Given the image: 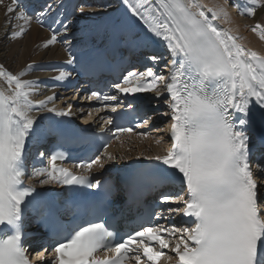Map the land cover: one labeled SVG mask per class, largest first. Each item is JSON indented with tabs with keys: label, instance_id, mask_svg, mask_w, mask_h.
I'll return each mask as SVG.
<instances>
[{
	"label": "snow or ice",
	"instance_id": "snow-or-ice-1",
	"mask_svg": "<svg viewBox=\"0 0 264 264\" xmlns=\"http://www.w3.org/2000/svg\"><path fill=\"white\" fill-rule=\"evenodd\" d=\"M251 3L242 14L254 15L259 5L257 0ZM0 5L6 20L30 24L35 19L43 24L50 19L52 34L46 46L62 39L68 48L67 67L54 77L58 82L71 79L74 71L112 70L110 57L120 46H163L167 57H144L157 67L163 63V69L129 71L111 87L118 96L137 101L139 93H154L168 109L163 115L171 120V148L165 155L137 157L122 165L133 167L147 159L154 165L151 170L135 169L119 178V184L99 179L104 173H92V166L105 169L106 163L118 159L105 150L103 158L79 161L76 166H84L86 173L75 174L57 165L56 160L65 157L55 149L88 142L96 134L63 119L74 116L73 106L57 109L55 92L33 101L34 86L41 82L22 79V73L0 64V77L9 89L0 93V264H33L25 247V221L48 234L51 243L44 250L50 248L54 255L46 264H124L130 254L136 264L142 258L156 264L170 242L172 264H264V181H258L251 167L250 147L251 133L264 129V57L246 50L219 26L221 16L228 15L223 7L213 11L200 0H117L115 5L97 0L98 11L89 12L92 4L81 0L69 13L64 0H9L7 5L0 0ZM8 24L11 27L12 20ZM78 30L84 38L76 36ZM257 30L264 39V26L252 28ZM24 31L8 35L21 36ZM92 98L105 107L117 100L98 91L90 93L88 99ZM127 106L135 110L130 102ZM34 110L41 114L34 116ZM131 131L117 128L107 139ZM50 139L55 141L51 163L35 168L32 175L42 186L60 185L55 195L24 184L30 147ZM37 155L43 161L46 152ZM257 170L264 172V164H257ZM176 182V191L158 192L156 204L138 212L131 231L119 235L116 205L120 219H125L124 207L139 208L146 188ZM117 191L120 195L114 199ZM175 217L184 221L182 226L177 227ZM161 220L168 223L160 224ZM97 251L110 254L99 259Z\"/></svg>",
	"mask_w": 264,
	"mask_h": 264
},
{
	"label": "bare ground",
	"instance_id": "bare-ground-1",
	"mask_svg": "<svg viewBox=\"0 0 264 264\" xmlns=\"http://www.w3.org/2000/svg\"><path fill=\"white\" fill-rule=\"evenodd\" d=\"M200 2L204 5L208 4L206 5L208 8H206L213 11H219L221 7H225V0H200ZM8 3L9 0H4V5ZM115 3H117V0H115ZM258 5L259 6L255 8L254 15H252L250 19H247L248 23L242 24V21L238 20L231 11L230 15H222L217 23L222 28L229 30L233 36L240 37L237 41H242V46L245 47V49L255 52L258 56L264 57V39L260 38L259 30L256 32L252 31V28L257 24L264 26V1L260 2ZM88 11L93 12L98 11V9ZM226 12L229 13V8ZM8 20H12L11 27H9ZM8 20H6L5 7L0 5V64H3L14 74L19 75L22 73V79L40 81L41 83L34 86V91L30 98L33 101L44 99L46 96L52 94V91H48L45 88L44 81L46 74L40 71L38 65L43 63L49 64L52 63V61L63 59L65 57L64 49L66 45L61 40L60 42L57 41L50 46H46V41L50 38V35L41 26L35 24L33 20L30 24L11 17H9ZM90 22L91 21H81L79 23ZM21 28L25 29L21 36L8 35V33L13 30L19 31ZM77 34H80L79 30L76 32V36ZM8 90V85L3 78L0 77V93L7 94ZM144 94L149 96L154 93L144 92ZM48 107H53V104L50 103ZM32 114L38 116L41 112L39 110H34ZM167 118L169 117H166V119ZM147 139V136H141L139 139L133 138L126 144L120 145L126 146L128 143L132 144L129 149L127 148L126 150H119L116 152L118 153L119 165L135 161L137 157L162 156L170 149V147L167 149V147L161 145L157 140L155 142L150 141L149 145L151 144V146H149L145 143ZM169 145H171V143ZM110 151L111 150H109V153H111ZM112 153L114 152L112 151ZM120 156L125 157V160L119 159ZM144 160L147 159H143L142 161ZM139 163H141V161L135 163V165Z\"/></svg>",
	"mask_w": 264,
	"mask_h": 264
},
{
	"label": "rangeland",
	"instance_id": "rangeland-1",
	"mask_svg": "<svg viewBox=\"0 0 264 264\" xmlns=\"http://www.w3.org/2000/svg\"><path fill=\"white\" fill-rule=\"evenodd\" d=\"M262 1H264V0H257V2L258 3H260V2H262ZM113 5H115L116 3H115V0H113V1H110ZM230 2V3H229ZM232 2H233V0H225V7H224V9L225 10H227L228 8H229V13H227L228 15H230V11L231 12H233L234 13V15L236 16V18H238V20H241L242 21V24H245V23H248V20L247 19H250V17L252 16V15H249V17H246V18H241L239 15H237L236 14V12H235V8L233 7V4H232ZM93 6L92 7H94V6H96V4L95 3H93L92 4ZM206 5H208V4H206ZM208 7V6H207ZM94 9H97V8H94ZM93 8H90V9H88V10H94ZM246 19V20H245ZM239 38L240 37H237V40H239ZM237 43H240L241 45H242V41L240 42H238L237 41ZM245 48V47H244ZM35 72V71H34ZM167 112V108L165 109V113ZM161 118H166V116H164L163 114H158V115H156L155 117H154V119H152L151 120V124L152 125H157V124H162V122H161ZM169 118H167L166 120H168ZM168 122H169V124H168ZM164 121L163 122V124H162V126L163 127H161V128H163L162 130H160L159 132L160 133H158L157 135H156V137L153 135V134H151V135H147V137H148V139L145 141V143L147 144V145H149V143H150V141H156L157 140V142H160L161 143V145H163L164 147H167V149H169V147L171 148V145H169L170 143H171V140H170V138H169V136H170V134H169V131H168V129H169V125H170V123H171V121L169 120V121ZM159 130V129H158ZM158 132V131H157ZM154 137H155V139H154ZM159 140V141H158ZM138 144H140V143H138ZM131 143H128L126 146H117V147H115L114 149L112 148V150L110 151L111 153H112V151L113 152H117V151H119V150H126L127 148L129 149L130 147H131ZM149 146H151V144L149 145Z\"/></svg>",
	"mask_w": 264,
	"mask_h": 264
}]
</instances>
